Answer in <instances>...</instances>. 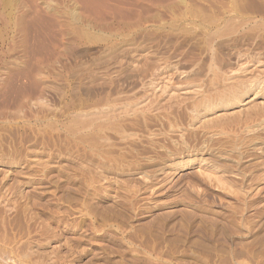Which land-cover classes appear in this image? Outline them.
<instances>
[{
	"label": "rangeland",
	"instance_id": "374dc122",
	"mask_svg": "<svg viewBox=\"0 0 264 264\" xmlns=\"http://www.w3.org/2000/svg\"><path fill=\"white\" fill-rule=\"evenodd\" d=\"M27 1L32 0H4V4L0 5V12H3L6 21L4 26L0 25V264H264V147H261L263 153L258 150L260 146L234 147L235 150H244L238 166L214 156L218 140L225 141L236 135L232 140L237 142L246 136V129L262 126L263 111L241 115L237 123L225 127L223 132L219 126L204 129V123L192 134L188 148L180 145V135L185 137L186 132L180 133L175 127L173 132H168L166 125L155 127L157 136L154 140L158 144L154 147L147 144V135L141 146L127 147L111 133L108 134L111 142L108 145L112 146L114 142L116 146H85L84 140L88 142L89 139L84 132L72 136L66 128L70 120L69 99L75 86H78L77 80H74L76 77L71 73L75 62L68 45L64 46L68 53H59L55 42V19L50 16L52 12L49 10L54 9L58 15H62L63 11L65 16L62 19L68 21L66 11L72 7L71 0L69 6V0H35L37 4L46 6L37 5L41 9L39 18L43 21H35L36 26L32 22L29 33L23 36L15 29L14 23L25 11L29 15L26 22L34 19L27 12L25 4L30 3ZM259 1L247 0L246 3L259 11L257 15L264 17V0ZM42 8H45L44 11ZM147 30L142 31L137 40L140 42L138 48H141L136 50L139 51L136 58L139 64L128 61L123 65H114L110 62L112 67H117L114 71L119 69L123 72L113 79L117 88H107L104 92L93 88L89 100L98 101L101 93V101L122 97L117 99L119 104L133 101L129 100L132 97H141L143 89L147 85L149 87L154 77L155 66L168 64V29L160 36L152 34L150 27ZM226 39L216 40L215 48L223 56L224 63L228 64L234 57L228 51L229 38ZM141 46H144L143 49ZM89 47L84 60L80 58L82 63H92L93 59L97 60L106 53L101 44ZM187 47L191 51V59L204 58L195 47L190 44ZM259 48L254 50L258 55L250 54V62L243 68L244 86L251 81L256 85L262 76L264 58ZM127 49L131 48L125 46L121 50ZM131 51H126L125 58ZM65 64H68L67 68ZM184 64V67L189 65L187 62ZM166 67L168 70V65ZM205 67L183 77L180 82L175 77L174 82L182 85L176 91L181 97L174 98L172 109L177 108L178 102L182 109L180 107L181 110L173 114L174 120L171 118L173 115L169 117L171 123L178 120L186 125L187 121L184 123L183 119L191 115V110L203 115V120L213 116L202 107L205 100L211 97L219 103L218 89L210 86L213 83ZM66 69L70 71L68 74ZM143 72L147 74L140 80L144 77ZM256 75L261 76L256 79ZM125 79L126 82L123 81ZM34 80L39 84H34ZM120 85L123 87L121 90ZM198 87L200 94L194 98L192 92ZM61 90L67 97L60 94ZM81 92L80 99L83 100L87 95ZM253 93L245 98L253 99ZM167 99L164 94L155 103H158L157 106L167 105ZM262 102L264 100L258 101ZM220 113L214 111V115ZM194 120L195 127L200 126V122ZM210 133H218L219 136L209 139L210 154L201 155L200 150H204L200 147L203 134L208 137ZM263 139L259 138V143ZM222 149L229 151L233 147ZM200 168L223 178L225 186L209 181L201 174Z\"/></svg>",
	"mask_w": 264,
	"mask_h": 264
},
{
	"label": "bare ground",
	"instance_id": "6f19581e",
	"mask_svg": "<svg viewBox=\"0 0 264 264\" xmlns=\"http://www.w3.org/2000/svg\"><path fill=\"white\" fill-rule=\"evenodd\" d=\"M3 1L4 0H0V5L4 4ZM27 2H30V1H27ZM246 2H247V0L246 1L245 0H71L72 7H70L66 11V15L68 16L67 18L69 19L68 21H64L62 19L65 16V15H63V11H61L62 15H58L57 13H55L54 9L52 11L51 9H49V6H48L47 9H49L52 12V13H50V16H52V17L54 16V19H55V21L53 23H55V27H56V33L55 34H56L58 42L57 41H55V42L57 43V49L60 53V52L66 51V48H64L65 45H68L67 48L71 47V50L73 51L72 56H73L74 62H75L74 68H72L71 73L73 74V76L76 77V79L74 78V80H77L78 86H75V89L73 88L74 90L72 93L70 92L71 93V99H69V105L67 107V108H69V112H70L69 113L70 114V116H69L70 120L68 119L69 123H67L68 124V126L66 127L67 131L72 136L77 135V134L79 135V133L81 134V132L82 133L84 132L85 136H87V138L89 139V141L87 140L88 142H86V140H84L85 143L87 144L85 146H88V147H102V146L103 147L104 146L114 147V146H116L115 144H117V143L113 144L114 142H112V146L108 145V144H111L110 137L108 136L109 133L116 136L117 139L120 140L121 142H123L124 144H126L127 147L141 146L143 144V142L145 141L144 137L147 135V137H146L147 138V141H146L147 144L148 145L150 144L154 147V145L158 144V142L156 140H154L155 137L157 136L155 134L156 132H154V131H156L155 127L160 126V125H162V126L166 125V128H167V126L169 128L168 132H173L175 129L179 130L180 133H182L183 131L186 132L185 137H184V134L180 135V138H182V142L180 143V145L182 147L188 148L187 145L191 144V142L189 140L192 138V134H195V132L204 123L205 124L202 127L204 129L210 130V128H212V127L214 128V127L219 126V128H222L221 132H223L225 130V127H228L231 124L237 123L238 122L237 120L242 118L241 115H247L249 113H254V112L257 113V111H259V112L263 111V114H264V105L261 106V104H264V102L258 103V101H260V99L264 100V66H263V69L261 70L262 76L261 75L255 76L256 79L258 76H261L258 78L260 80L258 81V83L256 85H255V82H253L254 83L253 84V83H251L252 82L251 81V82H249L248 85L244 86V81H243V76H242L245 73L243 70L244 66L249 64L250 58L252 57V56H250V54L254 55V54L258 53L254 50H257L260 47L259 49L262 50L263 58H264V17L257 15V13L259 11L256 12V8L252 7L250 4H248ZM258 2H260V1L258 0ZM43 3H45V2H43ZM69 3H70V0L68 2V6H69ZM263 3H264V1H263ZM263 3L260 4L261 7H262ZM38 4L41 5L42 3L41 4L38 3ZM38 4L35 2V0L34 1L32 0L30 3L25 4L27 12H30L32 14V18H34L33 20L31 19V22H30V20H29V22H26V20H27L26 18L29 16L26 13V11H25V13H21L22 15L20 14L21 15L20 18L16 19V17H15V19L17 20V21H15V23L13 21L14 27H16L15 29L19 30L20 33L22 32L23 36H25L27 34V32L29 33V29H30L29 26L32 25L31 24L32 22H33V25L36 26V24H34L35 21H39V22L43 21V19L39 18L41 9L38 8V6H37ZM71 4H70V6H71ZM42 5H44V4H42ZM258 5H259V3H258ZM23 6H24V4H23ZM64 6H62V7H64ZM44 9L42 8L43 11H44ZM64 9H65V7H64ZM46 10H45V12H46ZM155 10H157V11H155ZM261 10H262V8H261ZM47 12H49V11H47ZM2 13L0 12V25L2 24V26H4L3 23H5L6 21L4 22V16ZM260 14H261V12H260ZM45 15H46V13H45ZM41 16H43V15H41ZM44 18H46V17H44ZM50 19L51 18H49V20ZM44 20L47 21L46 19H44ZM43 23H41V24H43ZM48 23H50V22H48ZM41 24H39V25H41ZM5 26H7V25L5 24ZM49 27H50V24H49ZM49 27H48V29H49ZM148 27H150L152 29V30H150V32H152V34L153 33H154V35L159 34V36L165 32L167 33V31H165V30L168 29V33H167L168 34V36H167L168 45H169L168 46V60L166 59L168 61V64H166V65L160 64L158 66H155L157 68H155L153 66L155 68L153 70L154 71L153 72L154 77H152V79L150 80L149 87H147L148 86L147 85L148 83H147L146 89H143L142 95H141V97L139 96V98L132 97V99H129V97H128L129 100H133L131 102L130 101L128 102L126 100L127 102H125L123 104L122 103L119 104L117 99L120 100V98H122V97H120V98L117 97V99L115 98L114 100L113 99L111 100V98H110V99H106L105 101H101V100H103V99H101V94H103V93H101L99 96L100 97L99 99H101V100H99V99H98V101L89 100L92 97L91 96L92 94L90 91L93 88H100L101 91L104 92V89L108 88L110 90H113V88L117 85V83H115V81L113 79L118 77L123 72H121V70H119V69L114 71L117 67H112L113 63H114V65L115 64H119V65L122 64L123 65L124 62H128V61L130 64H133L134 62H136V58L138 57V52H139L136 50L139 47L138 43H140V42H137V40L141 36V32L146 31ZM45 28H46V26L44 27V30H45ZM31 29H32V27H31ZM49 31H50V29H49ZM147 31H149V29ZM52 33H53V31H52ZM44 34H46V33H44ZM145 34H146V32H145ZM150 34L148 35L149 37L151 36ZM54 37H55V35H54ZM142 37H144V36H142ZM153 37H152V39H153ZM156 37L158 38V35ZM224 37L225 38L227 37V39L229 38V41H228L229 42V45H228L229 50H228V47H227V49L226 48L225 49L230 51L232 56L234 57L233 59L231 58L233 61L231 63H228V64L224 63V61L222 60L223 56H220V53L217 51L218 49L216 50V48H215L216 40H220L222 38L225 39ZM144 38L146 39V37H144ZM144 38H142V40ZM154 39H155V37H154ZM164 39L165 38H163V40ZM150 41H151V38H150ZM150 41L148 43L149 45H150ZM158 42L160 43V41H158ZM94 44H101V46L105 48V52H106V53L104 52L105 55L103 54L104 56L102 55V57H100L101 59L98 58L99 60L93 59L94 61H92V63L90 62L89 64H88V62L86 64V62L84 61L85 65H81L84 62L82 63L80 61V58L82 57V59H83V57L86 56L87 53H89V51H90L89 46L94 45ZM154 44H155V41H154ZM189 44H190V46L195 47V49H197V51H199V54L204 55V58L199 59V60H194L195 59V57H194V59H191L192 58V57H190L191 51L187 49L188 48L187 46H189ZM144 45H146V44H144ZM156 45H158V43ZM125 46H128V48H131V49H129L130 51L132 50V48L134 49L130 52V55H128L127 58H125L127 56L126 51H128V53H129V50L128 49L127 50H121ZM141 47L143 49L144 46H141ZM219 47H221V46H219ZM223 47H224V45H223ZM96 48H98V46ZM138 49H141V48H138ZM146 50H145V52H146ZM69 51H70V49H69ZM55 53H56V51H55ZM63 55H65V54H63ZM90 55H88V56H90ZM141 55L142 54H140L139 56H141ZM96 56H93V57H96ZM98 57H99V55H98ZM159 57H161V56H159ZM57 58L59 61V57H57ZM68 58L71 59L70 57H68ZM152 58H154V57H152ZM161 59H163V58H161ZM187 59H190V60L187 61ZM155 60H156V58H155ZM67 61H70V60L67 59ZM89 61H91V60L89 59ZM145 61H144V64H145ZM55 62L57 64V61H55ZM110 62H113V63L110 64ZM164 62H165V60H164ZM185 62H187V64L189 63V65L187 67H184L186 65V64H184ZM256 62L260 63L259 61H256ZM70 63H72V62H70ZM137 63L138 62H136V64ZM148 63H150V62H148ZM159 63H161V62H159ZM108 64L111 65L110 68H109ZM204 64L207 67V68L205 67L206 68L205 71L210 75V82L213 83L210 86L212 88L218 89L217 94H218L219 98H217V99H219V103H216V99H213L212 97H211L212 99L206 97L207 99L205 100L204 105L202 106L204 111L208 110V113L210 115H213V116L208 118L207 120H205V119L203 120V115L200 116L198 111L191 110L190 116H188V117L184 116L183 120H184V123H185V121H187L186 125L183 126L182 122H180L178 120L175 123H171L169 120V117L172 116L175 112H177L181 107L180 103L178 102V104H177L178 106H176L177 108L172 109L173 105L175 104L174 98L179 99V97H181L176 92L178 90V88L180 86H182L181 83H178V82H180V80L183 77L186 78L190 75L197 73V70L201 69L202 66L203 67L205 66ZM263 64H264V61H263ZM119 65H117V66H119ZM167 65H168V70H166ZM67 66H68V64L67 65L65 64L66 68H67ZM142 66H141V69H142ZM65 67L63 65L64 69H65ZM147 67H148V65H147ZM111 68H113V70ZM136 68H137V65H136ZM150 69H151V67H150ZM127 70H128V68H127ZM201 70H204V68ZM60 71H61V69H60ZM146 71H148V70H146ZM156 71H157V73L155 74ZM69 72L70 71H68L67 74ZM141 72H142V70H141ZM150 72L152 74V71H150ZM61 73H63V72H61ZM71 73H70V75H71ZM30 74H31V72H30ZM30 74L28 75L29 77H30ZM145 74H147V72L144 73V77H142V78L140 77V80L141 79L143 80V78H145ZM126 75H127V73H126ZM62 77H64V76H62ZM124 77H125V75L123 76V78ZM129 77H130V75H129ZM133 77H134V75H133ZM175 77L178 79L177 83H175L176 81L174 82ZM20 78H21V76H20ZM25 78H27V77L25 76ZM32 78H33V76H32ZM57 78L61 79L58 76H57ZM71 78L72 77H70V79ZM126 78L129 79L128 76H126ZM127 79H125L123 81L126 82ZM136 79H137V77H136ZM96 80H98V81L95 82ZM101 80L103 82L98 83ZM61 81H63V80H61ZM34 82H35V80H34ZM67 82H68V80H67ZM121 83H123V82H121ZM136 83H138L137 80H136ZM136 83H135V85H136ZM34 84L38 85L39 82L38 83L35 82ZM124 84H127V83H124ZM36 85H35V87H36ZM60 85H59V88H60ZM143 85H145V84H143ZM63 86L64 85H61V87H63ZM56 87L58 88V86H56ZM69 87H70V85H69ZM121 87H122V85H120V90H121ZM126 87H127V85H126ZM217 87H220V88H217ZM31 88L33 89V87H31ZM115 88H117V87H115ZM196 88L192 92L194 94L193 95L194 98H195V96H198L200 94V90H201V89H199L200 87H198L197 90H196ZM221 88H223V91ZM32 89H31V91H32ZM35 89H37V88H35ZM60 89H62V88H60ZM122 89H123V87H122ZM81 90L84 91L85 95H87V97L84 96L86 98H84L83 100L80 99V95L82 93ZM118 90H119V88H118ZM219 90H220V92H219ZM141 91H142V89H141ZM45 92L46 91H44V93ZM140 92H138L139 95H140ZM251 92H254L253 93V96H254L253 99L245 98ZM109 93L112 94V93H114V91L112 93L111 92H109ZM109 93H107V95ZM118 93H119V91H118ZM60 94L65 95L63 91L60 92ZM131 94H133V92ZM164 94H166V97H168V99H167L168 104L167 105L164 104L165 106L163 104H160V106H157L158 103L157 104L155 103L157 101V98L161 95H164ZM45 95H47V94H45ZM82 95H83V93H82ZM210 95L214 96L212 94H210ZM104 96H105V94H104ZM119 96H121V95H119ZM88 97H90V98H88ZM220 97H221V99H220ZM39 98H42V97H39ZM61 98L64 99L63 96H61ZM130 98H131V96H130ZM246 99H247L246 103L241 108V105L245 102ZM172 101H174L173 104H172ZM158 107L163 108V109H160ZM217 108H219V109H217ZM234 108H238V109L235 111H228V110L234 109ZM181 109H182V107H181ZM214 109H216V110H214ZM44 110H46V109H44ZM214 111H221L222 113H220L219 115H216V114L214 115ZM61 112L63 113V111H61ZM171 118H173V120H174V115ZM194 118L197 120L196 122H200V126L195 127ZM231 122H233V123H231ZM174 127H175V129H174ZM245 133H246L245 137H242V138H241V136L237 137L238 139L241 138L237 142L232 140V138L236 135H233L231 138L226 139L225 141H222V139H220L221 141L218 140L216 143L217 152L214 154V156L216 158H218L219 160H222L224 162H230L232 165L238 166V164H240L241 160L243 159L242 156H243L244 150L243 151L241 150L242 151L241 152L237 149L235 150L234 147H241V148L242 147L243 148L248 147L249 148V147L256 146V148H257L258 146H260V148L258 147V150H260L263 153V151L261 150L262 149L261 147H264V141H263L264 139L262 140L263 142H261V143H259L258 139L259 138L261 139V137H264V121L262 122V126L257 125L256 128H253V129L248 128V129H246ZM203 135L204 136L202 137L200 147H203L204 150H200V154L201 155H204L207 153L210 154V152H209L210 150L208 148V147H210L209 139L215 138V137L219 136V134L218 133H210V134H208V137H205V134H203ZM167 136H168V134H167ZM87 138L85 137V139H87ZM111 139H112V136H111ZM77 140H78V137H77ZM77 140H76V142H77ZM235 140H237V139L235 138ZM256 143H257V145H256ZM119 146H117V147H119ZM222 147H233V150L231 149L229 151H226V150L222 149ZM234 150H235V152H234ZM104 152H105V150H104ZM188 152H189V150H188ZM197 153H199V152H197ZM205 170H203L202 168L199 169V171L201 172V174L205 178H207L209 181H211L213 183L215 182V183L219 184L220 186H225V182L223 181V178L217 176L214 172L207 173L208 171L205 172ZM240 176H241V174H240ZM234 183H238V182H234ZM234 186H236V185H234ZM234 186H232V187H234ZM240 200H242V199H240Z\"/></svg>",
	"mask_w": 264,
	"mask_h": 264
}]
</instances>
